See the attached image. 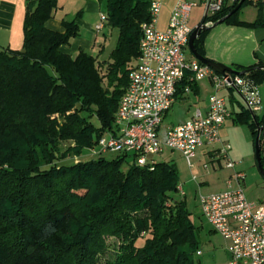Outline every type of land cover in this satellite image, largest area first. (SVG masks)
Listing matches in <instances>:
<instances>
[{"label": "trees", "instance_id": "obj_1", "mask_svg": "<svg viewBox=\"0 0 264 264\" xmlns=\"http://www.w3.org/2000/svg\"><path fill=\"white\" fill-rule=\"evenodd\" d=\"M239 1L214 15V24ZM151 2L107 0V22L119 36L110 58L100 61L85 49L76 55L63 51L81 26L77 18L62 19L63 30L47 25L59 0H27L22 49L0 48V264H95L110 238L117 239V254L109 264H198L200 226L186 200L174 196L176 163L154 159L123 170L127 153L57 161L64 142L90 148L112 127L138 63L143 24L152 19ZM248 2L260 7L255 20L241 19L238 9L223 22L264 27V0L243 5ZM209 30L195 39L203 56ZM233 68L249 70L242 76L254 85L264 81L262 62ZM186 86L198 92L189 72L177 95ZM236 120L255 139L264 125V116L251 111ZM263 139L264 130V168Z\"/></svg>", "mask_w": 264, "mask_h": 264}, {"label": "built area", "instance_id": "obj_2", "mask_svg": "<svg viewBox=\"0 0 264 264\" xmlns=\"http://www.w3.org/2000/svg\"><path fill=\"white\" fill-rule=\"evenodd\" d=\"M235 1L180 0L173 7L167 28L160 29L157 23L162 2L152 0V19L142 27L138 63L131 70L129 85L112 127L98 141L100 153H133L135 162L146 165L154 162L155 155L171 149L181 152L192 167V160L201 147L222 142L221 128L231 112L220 90H233L254 115L263 110L258 85L239 74H221L196 57L188 59L186 56L193 30L200 24H214L211 18ZM200 3L204 6L205 18L192 28L189 25L191 13ZM107 21V14H101L96 29L102 30ZM187 72L194 81L207 76L212 78L216 91L209 97L205 111L198 108L191 118L169 127L162 135L165 115L174 105L178 84ZM230 148L229 144H224L219 153L227 160L226 166L234 168L236 163L229 156ZM245 177L243 171H235L228 180L227 190L202 195L203 215L228 242L227 264H264V197L262 200L248 198L243 186ZM178 190L186 195L182 185H178Z\"/></svg>", "mask_w": 264, "mask_h": 264}, {"label": "rangeland", "instance_id": "obj_3", "mask_svg": "<svg viewBox=\"0 0 264 264\" xmlns=\"http://www.w3.org/2000/svg\"><path fill=\"white\" fill-rule=\"evenodd\" d=\"M169 1L170 5L164 6L162 13H160L162 18L167 17L171 6L180 0ZM184 1L198 2L199 0ZM83 2V0H67L66 8L64 9L63 14L60 15L62 16L66 13L64 16L66 19L77 18L80 16V14H82L80 5H83ZM106 12L107 0H101V13L99 16L86 14L84 19L86 21H96L98 17L99 21L100 15L107 14ZM259 14L260 7L255 6L252 2H248L243 5L238 12V16L241 19L248 21H252V19L255 20ZM204 18V6L200 5L194 7L191 13V19L189 21L190 27L194 28L197 24L201 23ZM51 22L56 24V21L52 20ZM84 26L85 24H81V36L87 37L91 40H94L95 36H99L95 39V44L93 47L85 48V50L97 56L100 61L108 60L112 50L117 44L119 30L109 25L108 22H106V27L100 31L96 30V28L92 30L88 27L85 28ZM105 34L107 35V39H105ZM186 56L188 59L193 58L194 55L192 54L190 48L187 49ZM259 88L262 93L261 95L264 104V81L259 85ZM195 100V97L185 100H178L168 111L164 118L163 125L165 127L175 125L191 117V112L193 109L190 107L195 105ZM199 103L200 102L197 101V105ZM236 137L241 141V143L237 144L236 150L239 152L238 155L242 157L241 161L244 163L246 162L247 178L245 181L247 192H249L252 197H255L254 194L262 190L261 187L264 183V178L262 177L261 171L256 163L255 148L254 145H248L242 140L241 133L239 131L236 134ZM58 154L60 157L57 159V161L62 165L72 164L77 161L96 159L100 157L101 154H103V156L107 159H113L118 155L123 154V152L107 151L100 153L97 145L80 150L77 143L68 141L62 144L61 153ZM249 155H252V157L247 159V156ZM154 158L156 161H172L177 165L179 174L178 185L183 186L186 195H182V192L178 190L174 192V196L177 199L186 200L192 219L197 224V226H200V229L197 233V238L199 241V250L202 251V254L196 253L195 261L198 264H227L229 258V253L227 250L228 242L220 233L214 230L213 226L204 217L200 198L202 195L227 190L225 180L227 177H229V169L225 168L224 162H214L209 156L198 157V155L192 160L193 165L191 167L181 152L171 149H165L162 153L155 155ZM134 162V154L127 153L125 162L122 165L123 170H127L128 167ZM108 242L110 245L108 250L95 256V264H109L115 260L117 254V239L110 238L108 239ZM143 243L144 240L141 239L139 244L142 245Z\"/></svg>", "mask_w": 264, "mask_h": 264}, {"label": "crops", "instance_id": "obj_4", "mask_svg": "<svg viewBox=\"0 0 264 264\" xmlns=\"http://www.w3.org/2000/svg\"><path fill=\"white\" fill-rule=\"evenodd\" d=\"M83 1H84L83 5H80V10H82V14H80V16L77 17V22L80 24V26L81 24H85L84 26L85 28L88 27L93 30L96 28L97 24L100 23L101 15L99 17V21H98V17L96 21L95 20L86 21L84 17L86 16V14L87 15L93 14L94 16H99V14L101 13V0H83ZM160 1L162 2V10H161L162 13L164 6L170 5V1L169 0H160ZM198 2H200V0ZM26 3L27 0H0V48H10L13 50L22 49L24 44V37H25L24 22L26 16ZM66 4H67V0H59V7L55 12V17H53L47 22L48 26L56 30H63L61 22L62 19L65 18L64 16L66 15V13L65 15L62 16L60 14H63L64 9L66 8ZM175 4L171 6L167 17L162 18L160 14L157 23L158 28L160 29L167 28L169 24L171 12ZM200 5L203 4L200 3ZM58 16L61 18H59ZM52 20L56 21L57 25L51 22ZM98 37L99 36H95L94 40H91L88 39L87 37L81 36L80 33L79 36L73 39L72 44L70 46H63L62 49L67 53L76 55L80 49L93 47V45L95 44V39ZM105 39H107L106 34H105ZM204 48L206 52V57L213 59L217 62H221L226 65H229L231 67H233L234 65L250 66L258 62H262L264 64V27L249 28L238 25H232L225 22L212 24L210 25V30L206 35ZM190 78H191V74H190ZM195 82H197L198 92L192 89L191 86H186L184 89H182L181 93L177 95L175 101L176 103L178 100H185L191 97H195L196 99L194 102L195 105L193 107H190L191 109H193V111L191 112L192 114L191 117L194 115L195 111L198 108L202 109L203 111L207 109L209 97L216 91L212 78L208 76L199 79ZM219 93L221 96H224L227 99V106L229 111L231 112V117L227 119V121L221 128L222 142H218L214 145H205L201 147L200 148L201 151L199 150L198 152V157L209 156L211 160L214 162H220V163L224 162L225 168L229 169V174H228L229 177H227V179L225 180L228 189L229 188L228 180L229 178L232 177L235 171H243L246 175L245 180L247 178L246 162L244 163L243 161H241L242 157L238 155L239 152L238 150H236L237 144L241 143L240 139L236 137V134L239 131L241 133L242 140L248 145H252V146L254 145V148H255L256 139L253 136L252 131L247 124L238 122L236 120V118L239 116L240 113L249 111L245 106L244 102L241 100V98L233 90L228 88H223L222 90H220ZM197 101L200 102L198 105H197ZM263 116H264V104H263V110L258 114L259 118H262ZM171 126L165 127L162 124L161 134L165 135L166 130ZM224 144H229L231 146V148L229 149V156L236 163L234 168H228L226 166L227 160L223 158L222 155L219 153V149ZM255 152H256V148H255ZM262 154L264 156V139L262 142ZM251 157L252 155H249L247 156V159ZM261 174L262 177L264 178L262 172ZM243 186L245 187L249 199L252 200L263 199L264 183L261 187L262 190L254 194L255 197H252L249 194V192H247L246 181H244Z\"/></svg>", "mask_w": 264, "mask_h": 264}, {"label": "water", "instance_id": "obj_5", "mask_svg": "<svg viewBox=\"0 0 264 264\" xmlns=\"http://www.w3.org/2000/svg\"><path fill=\"white\" fill-rule=\"evenodd\" d=\"M245 0H240L238 5L232 10V13L236 12L238 9L241 8ZM227 15L226 17L222 18L219 20L217 23H221L225 20V18L230 16ZM210 28V25L207 24H200L198 25L192 32L189 40V48L192 52V54L202 63L207 64L208 66L212 67L214 70L221 74H226L227 72L234 73V74H239V75H245L249 70H244V71H237L233 67L226 65L221 62H217L213 59H210L206 56H203L200 54L197 49L195 48V39L204 31ZM264 130V125L260 126L258 129V134L256 136V142H255V148H256V160L258 163V167L260 171L264 174V168L262 165V160H261V132Z\"/></svg>", "mask_w": 264, "mask_h": 264}]
</instances>
